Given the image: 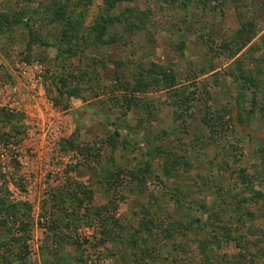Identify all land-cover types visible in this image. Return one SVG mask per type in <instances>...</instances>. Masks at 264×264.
<instances>
[{
    "label": "rangeland",
    "instance_id": "374dc122",
    "mask_svg": "<svg viewBox=\"0 0 264 264\" xmlns=\"http://www.w3.org/2000/svg\"><path fill=\"white\" fill-rule=\"evenodd\" d=\"M107 1L0 0V13H18L23 18L0 32V201L16 205L18 211L8 226L0 222V243H9L0 246V264L4 256L11 253L10 258L16 259L24 251L23 241L15 240L23 235L20 220L30 225L29 264H84L81 255L93 264H162L167 260L174 264H261L264 0H125L111 12ZM58 9L63 18L53 20ZM108 15L119 16L121 21L110 27L102 41L96 27ZM245 20H251L254 27L251 41L229 58L225 45ZM60 47L70 52L58 57ZM248 48L249 55H244ZM239 57L245 61L244 69L259 66L262 70H256L260 88L246 89L250 121L242 125L234 115L229 131L213 133L201 125L200 118L206 106L213 121H221L218 115L224 114L225 106H232L236 114L237 97L247 86L234 70ZM140 65L149 70L157 69L156 65L171 69L175 73L171 89L183 90L185 95L198 93L199 100L191 109L192 130L184 135L183 143L172 142L187 148L191 166L174 171L171 178L164 176L163 184H151L154 176H149L107 186L102 179L106 171L118 166L138 168L151 157V143L158 141L163 129L171 131L172 137L178 133L182 109L167 101V90L152 87L138 92L118 84H136ZM61 71L70 74L71 95L59 94L56 75ZM131 94L136 95V103L123 114L126 106L120 98ZM164 100L151 124V103ZM174 126L178 128L173 130ZM116 131L119 140L110 144L107 140ZM126 137L129 143L123 141ZM163 160L155 158L158 164ZM242 173L251 177L262 194L241 191ZM76 183L93 189L88 211L78 207L81 196ZM177 195L184 203L175 201ZM110 197L118 201L116 215L125 223L122 237L138 227L144 216L142 206L155 203L182 218L187 227L173 241L159 236L151 240L149 235L147 252L121 238L111 241L109 228L101 220L105 215L97 211ZM72 207L76 212L66 216ZM192 218L198 221L189 225ZM9 227L12 230L7 232ZM213 251L214 262L203 263L205 253Z\"/></svg>",
    "mask_w": 264,
    "mask_h": 264
},
{
    "label": "trees",
    "instance_id": "16d2710c",
    "mask_svg": "<svg viewBox=\"0 0 264 264\" xmlns=\"http://www.w3.org/2000/svg\"><path fill=\"white\" fill-rule=\"evenodd\" d=\"M125 0H108L107 6L108 11H112L114 8L117 7L118 3ZM185 2V1H183ZM60 10L58 9L56 11V15L53 20H60L63 18V16L59 13ZM23 21L22 16L20 14L16 13L13 16L10 14L0 13V32L4 29L6 25H15L18 23H21ZM120 20L119 16L114 15H108L104 19L103 23L101 22L100 25H98L97 28V38L102 39L104 41V36L109 33L110 27L113 26V24H117ZM117 22V23H116ZM133 24H131L132 26ZM134 26H132L133 28ZM253 24L251 20H245L241 22V27L235 31L233 34L232 40L229 41L225 47L227 46V49H230L229 58L234 57L239 53V51L243 50L244 47L251 41ZM118 38H115L113 40H117ZM36 40L41 42V44L49 45L48 42L42 41L38 37H36ZM107 42H110L109 40ZM249 48L244 50V55H249ZM70 52V48L62 49L61 47L58 48V57L63 56L65 53ZM242 53V54H243ZM264 60V59H263ZM235 67L234 70L239 71V77L242 78L244 81H246L247 86L241 90L240 94L237 97V106H236V114L233 113V107L232 106H225L224 108V114H219L218 118L221 119L218 121H213L210 117H208V114L210 113L209 110H207V106L205 108L204 115L200 118L201 125L208 128L213 133L221 134L222 132H227L230 130L231 122L234 121V115L237 116V121L242 125H248L249 119L246 116H249V111L247 110L246 101L248 93L246 89L251 88L253 91L254 89L257 91L260 88V82H258V77L256 76V70L258 72H261L262 70H259V66L257 69L251 70L250 67L248 69H244V63L242 61V57L237 58L235 61ZM141 70L138 72V76L136 78V84L134 85H122V83H118L121 85V87L124 88H132V91H142V90H149L152 87H155L157 89H163L167 90L168 96L167 101H170L171 104H175L178 107H181V121L178 122L179 129L178 133L175 137H172L171 131H169L167 128L163 129L159 135H157V142L151 143V152L149 151L150 158H147L143 161V163L136 169H124L123 167H117L116 170H108L103 175V181L104 184L107 186L111 184L120 183L122 185H125L127 183H135L136 180H141L144 177L151 178L154 176L153 180H151V184L155 185L157 182H161L162 184L164 181V176L167 178L173 177V172L178 171L182 168H188L191 166V161L189 158V155L187 153V148L184 150L183 147L180 148L179 145L173 144V140H182V143L184 142V135L189 134L190 130H192V122H193V116L194 111H191L192 108H194L196 101L199 100L198 93L196 91L190 92L187 95H185V92L181 90V92L177 91V88L171 89L175 86V73L173 70L164 68L162 65H156L157 69L151 68V70L146 69L145 66L140 65ZM244 67V68H243ZM70 74L64 73V71H61L57 73V89L59 91V94L62 96L65 95H71V90H69V76ZM233 75L235 76L234 72ZM121 75H117V78H121ZM189 76V75H187ZM254 88V89H253ZM182 95V96H181ZM185 95V96H184ZM136 95H125L121 99V103L126 106V111L123 112V114H126L128 110L132 109L135 105ZM208 99H206L207 101ZM166 103V101H159L158 103H151V110L148 112H151V124L156 119V114L161 106L162 103ZM191 111V112H190ZM253 112V109H251V113ZM9 115V113H7ZM149 114V113H148ZM229 115V117H227ZM10 116V115H9ZM178 120V119H177ZM178 127L173 128V130H176ZM120 135L119 131H116V134L112 135L107 141H109L110 144H117L119 139H115L116 136L118 137ZM162 143H159L160 140ZM124 142L129 143L128 137L124 138ZM122 141V142H123ZM166 143H165V142ZM187 141L185 142L186 145ZM125 144V143H124ZM184 145V144H183ZM184 145V146H185ZM125 146V145H124ZM182 146V145H181ZM71 147H75L74 143L71 144ZM261 153H264V149L261 150ZM87 156V155H86ZM157 156L163 157L162 163H156L155 158ZM264 156V154H263ZM264 158V157H263ZM264 163V161H263ZM161 170L160 172L157 170ZM264 169V165H263ZM240 171L244 172V169H240ZM124 175V176H123ZM264 178V177H263ZM241 179L243 181L244 187L241 191H253L256 195L262 194L261 190L256 189L254 182H252L251 177L247 176L245 173H242ZM120 180V181H119ZM76 191L80 192V198L78 200V207L85 210L89 209V203L88 199L93 198L94 192L89 185H86L84 183H76L75 185ZM109 194V193H107ZM222 194V193H221ZM55 197H57V194H54ZM109 196V195H108ZM237 197V196H236ZM235 197V198H236ZM68 198V197H67ZM177 203H184L182 201V198H179L177 195V198L175 199ZM224 203V198H223ZM118 201L110 197L107 204L102 206L100 209H97L98 213L101 215H105V217L101 220H103V225L106 228H109L108 234L109 236L113 237L110 238L111 241L118 240L119 238L123 239V243H128L131 246H142V249H144L145 252H147V237L150 235L151 240L153 236L157 239V236L159 237H165L167 240L173 241L174 237L179 234L182 230V228L187 227V223L183 222L182 218L174 217L173 213L169 211V209L160 206L157 208L156 203L151 204V206H142V211L144 213V216L140 219L138 227H134L131 231H126V238L122 237L123 230L125 231V223L121 222V218L116 215V212L118 210ZM156 206V208H155ZM204 208L207 207L206 205H202ZM16 205L13 204H7L4 201H0V214L3 215V218L1 219V223L8 226V222L15 219L17 216L18 211L15 212L14 209ZM71 213L66 210L65 214L66 216H69L70 214H73L76 212L75 208L72 207ZM218 211V210H217ZM166 213V214H164ZM147 215H151V217H147ZM148 218V220L146 219ZM198 221L197 218H192V221L189 223L192 224V222ZM20 231L22 236H16L15 240L17 241H23V247L24 251H21L16 254L15 258H10L11 256V249L8 247L6 250L10 253V256H4V261L2 264H14L15 260L18 261L17 264H29L28 258L30 255V251L28 250V246L26 244V240L29 237V223L22 222L21 220ZM193 222V223H194ZM55 225V224H54ZM49 228L51 230H54L56 228L53 225H50ZM10 227L7 232H10ZM112 230V231H110ZM56 234V231H54ZM111 232H114L115 234L112 235ZM146 234V235H145ZM58 236V235H57ZM228 240L235 241L236 243H239L240 239L237 237L231 238L228 237ZM9 245L8 242L2 241L0 243V246ZM49 245L42 247V252L46 253L48 251ZM155 246H153L154 248ZM58 248H56L57 250ZM23 250V249H22ZM57 252V251H56ZM216 251H213L212 253H205V256H203V263L206 262V260H210L211 262H214L211 257L214 256ZM149 255L153 256L152 253H148ZM177 258V257H176ZM80 261H83L84 264H93L92 262L89 263L88 261L83 260V256L79 258ZM20 261V263H19ZM162 264H174L173 261H163ZM213 264V263H212ZM240 264V263H239ZM261 264H264V257L263 262Z\"/></svg>",
    "mask_w": 264,
    "mask_h": 264
}]
</instances>
